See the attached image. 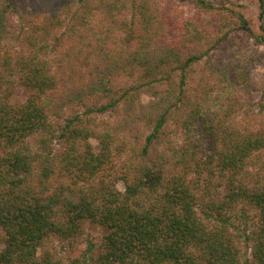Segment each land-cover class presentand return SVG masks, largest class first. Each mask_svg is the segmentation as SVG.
I'll return each mask as SVG.
<instances>
[{
  "label": "trees",
  "instance_id": "1",
  "mask_svg": "<svg viewBox=\"0 0 264 264\" xmlns=\"http://www.w3.org/2000/svg\"><path fill=\"white\" fill-rule=\"evenodd\" d=\"M165 1L57 0L37 23L24 0H0V264H54L42 245L74 240L85 221L104 229L101 251L90 242L72 264H264V115L239 119L249 73L214 53L250 21L227 3L194 0L199 13L184 18ZM99 15L103 33L89 27ZM65 25L100 43L122 28L130 50L88 46L93 68L67 54L74 63L56 69L51 42ZM15 38L26 49L12 54L3 46ZM203 61L225 87L215 97L188 87ZM19 86L30 96L14 105ZM80 104L86 117L66 115ZM107 113L120 119L97 125L92 115Z\"/></svg>",
  "mask_w": 264,
  "mask_h": 264
},
{
  "label": "rangeland",
  "instance_id": "2",
  "mask_svg": "<svg viewBox=\"0 0 264 264\" xmlns=\"http://www.w3.org/2000/svg\"><path fill=\"white\" fill-rule=\"evenodd\" d=\"M217 7H221L224 3L231 5L236 11H240L250 21L251 31L235 30L229 34V39L223 42V46L227 48L226 52L221 50H215V60L221 61L224 66H231L241 69H246L249 73V90H245L244 87L240 88L238 92V99L245 103L244 110H240L239 119L244 117L245 113H249L251 116L260 118L264 113L261 110V103L263 100L264 90V45L259 43L255 36L263 35L264 19L260 18V6L258 0H208ZM57 0H24L21 5V10L26 12L28 19L34 20L39 23L51 15L52 9L55 8ZM175 8L179 13H183L184 18L195 17L199 13V9L195 8L194 0H166L165 6ZM211 17L210 14H207ZM20 17V16H19ZM34 18V19H33ZM19 19V18H18ZM71 25L73 21L70 22ZM70 25V26H71ZM99 32L103 33L109 28V23L103 19L102 16H97L94 19L93 25ZM115 31L111 35L100 43L95 36H93L91 30L85 29V33L80 30L72 32L68 26L59 27L57 34L53 36L50 49V58L52 64L58 69L57 61H62L67 54H75L74 58L80 61L79 67L81 71L87 72V68L84 65L94 64V60L98 55L94 54L97 49L93 50L88 46H96L102 44L106 51L110 54L121 55L126 54V51L130 50V42L127 39V33L125 30L119 27H114ZM83 29V28H82ZM10 41V40H9ZM8 41V42H9ZM222 46V45H221ZM15 54L17 51L24 50L25 44L23 40L13 39L6 46H3ZM100 49V48H98ZM98 51V50H97ZM222 52V53H221ZM69 62H66V68L75 60L66 57ZM206 61L195 66V72L191 77L189 89L191 93H196L199 89L197 87L209 88L212 93V97H215L220 90L224 89V85L217 79V73L213 75L210 70L207 71ZM222 66V65H221ZM93 68V65H92ZM207 71V72H206ZM127 77L122 76L116 79L117 87H123L129 82ZM212 88L214 90L212 91ZM192 93V94H193ZM30 96V90L26 87L19 86L11 97L12 104H22L27 101ZM98 97H95L93 101H97ZM153 98L150 94L142 95V102L149 104ZM101 101V100H100ZM84 105L80 104L73 108L66 110V115L80 113L83 117L86 112ZM93 118L96 119V124L101 125L105 122L115 123L120 117L112 114L98 115L93 114ZM245 118V117H244ZM102 126V125H101ZM145 133H148L144 129ZM179 137L178 130L175 132ZM91 143L95 150H99L100 144L98 140L91 139ZM117 187L121 190L124 189V185L119 182ZM104 229L92 222L85 221L82 225L81 234L72 241H61L55 237L49 238L40 248L39 254L41 257L48 256L55 264H72V262L79 258L83 260L85 256H89L87 251L90 242L97 244L95 253L98 255L101 251L99 247L101 241L104 238ZM7 243V235L5 231L0 227V251L5 249Z\"/></svg>",
  "mask_w": 264,
  "mask_h": 264
}]
</instances>
